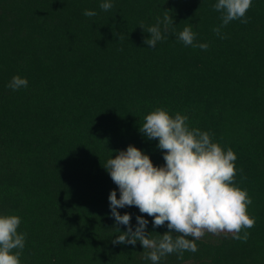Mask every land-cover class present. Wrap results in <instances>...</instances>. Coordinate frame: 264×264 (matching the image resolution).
<instances>
[{"label": "trees", "instance_id": "trees-1", "mask_svg": "<svg viewBox=\"0 0 264 264\" xmlns=\"http://www.w3.org/2000/svg\"><path fill=\"white\" fill-rule=\"evenodd\" d=\"M102 2L0 0V215L21 217V264H152L139 242L112 243L127 229L111 216L119 192L103 166L130 144L164 164L158 140L139 131L158 107L235 152L256 221L246 242L206 233L195 253L159 264H264V0H252L248 23L222 29L226 39L212 31L217 0ZM166 10L175 25L149 48L146 29ZM186 26L207 50L178 40ZM17 75L28 86L14 91ZM118 211L134 230L139 209ZM145 218L152 236L168 230Z\"/></svg>", "mask_w": 264, "mask_h": 264}, {"label": "clouds", "instance_id": "clouds-1", "mask_svg": "<svg viewBox=\"0 0 264 264\" xmlns=\"http://www.w3.org/2000/svg\"><path fill=\"white\" fill-rule=\"evenodd\" d=\"M251 6L252 0H217L213 9L221 14V23L212 31L220 39H226L222 29L235 20L248 23L246 14ZM112 7V0L100 4L103 11ZM83 14L97 15L91 10ZM174 25L166 10L162 18L157 17L156 23L146 29L150 36L144 43L154 49ZM140 27L143 29L144 25ZM196 38L191 26L178 33V40L185 46L207 50L209 45L196 43ZM27 86V78L19 75L7 85L14 91ZM139 131L148 140H158L157 148L163 153L164 164L155 165L148 154L130 144L126 150H118L103 166L119 192L117 196L114 189L108 196L111 216L117 226L127 229L120 231L117 227L120 234L112 243L135 246L139 242L143 250H148L145 258L159 264L161 258L174 252L180 259L184 251L195 253L198 251L195 241L206 233L227 232L233 239L246 242L250 235L247 229L253 228L256 221L247 211L252 204L247 189L236 184V175L242 170L236 168L235 152L213 142L212 133L191 128L186 115L173 116L162 107L144 117ZM133 206L141 213L136 216L134 230L132 215L118 211ZM145 216L152 217L153 228L166 225L168 230L152 236ZM20 224L18 215H0V264H21L27 234L18 231Z\"/></svg>", "mask_w": 264, "mask_h": 264}]
</instances>
